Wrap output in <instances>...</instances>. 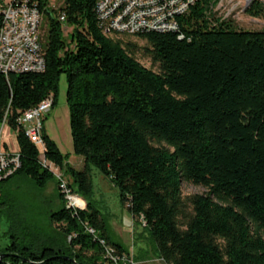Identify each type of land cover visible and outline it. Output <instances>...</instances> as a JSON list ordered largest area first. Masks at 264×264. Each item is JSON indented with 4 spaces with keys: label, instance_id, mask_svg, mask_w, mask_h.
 Returning <instances> with one entry per match:
<instances>
[{
    "label": "trees",
    "instance_id": "16d2710c",
    "mask_svg": "<svg viewBox=\"0 0 264 264\" xmlns=\"http://www.w3.org/2000/svg\"><path fill=\"white\" fill-rule=\"evenodd\" d=\"M95 2L60 0L55 10L39 0L43 70L0 76V111L9 109L19 159L0 179V220L8 223L0 264H97L100 239L127 253L108 240L90 203L65 208L52 172L16 126L44 97L54 106L61 74L71 150L83 167L66 163L43 129L42 158L74 195L72 185L90 192L93 166L148 231L162 264H264V30L235 28L214 16L217 0H198L176 18V31L133 35L153 72L133 58V43L101 33ZM244 13L258 18L264 5L253 0ZM16 176L39 189L55 184L58 207L43 221L19 220L4 188ZM181 182L205 189L187 198L188 212Z\"/></svg>",
    "mask_w": 264,
    "mask_h": 264
},
{
    "label": "built area",
    "instance_id": "2783aa9c",
    "mask_svg": "<svg viewBox=\"0 0 264 264\" xmlns=\"http://www.w3.org/2000/svg\"><path fill=\"white\" fill-rule=\"evenodd\" d=\"M39 0H0V76L9 74L40 72L44 61L38 42V28L42 16L36 8ZM198 0H96V25L103 35H135L143 32H173L177 29L176 18L187 11ZM251 1L245 0L244 5ZM59 21L63 20L62 15ZM48 95L35 106L20 112L16 126L28 141L38 149L42 166L53 174L58 190L68 209L82 210L85 205L74 195L56 168L42 158V120L51 110L52 102ZM8 107L0 111V179L11 176L19 167L18 153L8 149L2 138V131L8 127ZM9 128V127H8ZM11 130V129H10ZM15 135V131L11 130ZM92 234V230H86ZM102 248L97 264H136L130 253L118 252L99 240Z\"/></svg>",
    "mask_w": 264,
    "mask_h": 264
},
{
    "label": "rangeland",
    "instance_id": "374dc122",
    "mask_svg": "<svg viewBox=\"0 0 264 264\" xmlns=\"http://www.w3.org/2000/svg\"><path fill=\"white\" fill-rule=\"evenodd\" d=\"M253 1V0H250ZM264 5V0H255ZM46 6L52 9H58L60 0H46ZM245 0H217L213 8L215 17L229 20L235 28L245 30H264V14L258 18H253L244 13L246 7ZM70 31L69 27L62 25V34L65 40ZM45 32L44 20L38 28V42L41 44ZM120 39L122 42H130L136 46L133 52V58L144 68L156 72V67L151 66L148 59L143 56L142 48L146 46L145 42L133 35L111 36ZM65 77L59 76L57 82V97L53 110H50L42 120V129L45 134L56 144L66 163L73 166L78 171L82 170L80 162L82 158L72 154L71 141L69 135L68 109L65 103ZM2 138L7 144L8 149L16 151L14 135L10 128L5 127L2 131ZM88 176L91 189L88 194H84L72 185L75 195L83 201L90 203L97 212L102 221L106 234L112 243L120 245L124 250L130 251L138 257L139 252H143L147 258L144 264H162L158 263L156 251L150 239L148 231L142 227L141 223L134 222L126 210L124 204L119 200L117 190L106 179L103 178L97 170L88 165ZM67 180V179H66ZM56 181V180H55ZM4 188L16 198L17 216L19 220L24 219L27 222H41L44 218V212L58 207L54 202L55 184L48 182L44 189L36 188L32 181L23 176H16L9 180ZM16 188V189H14ZM205 189L200 186H193L184 182L180 184V196L185 204V210H190L187 205V198L193 195H201ZM8 223L4 219L0 220V247L7 244V235L4 234ZM132 256V254H131ZM136 264L139 262L132 256Z\"/></svg>",
    "mask_w": 264,
    "mask_h": 264
},
{
    "label": "crops",
    "instance_id": "0c3cea01",
    "mask_svg": "<svg viewBox=\"0 0 264 264\" xmlns=\"http://www.w3.org/2000/svg\"><path fill=\"white\" fill-rule=\"evenodd\" d=\"M51 110H53V113H54L55 108L53 109V107H52ZM57 148H58V147H57ZM58 150H59V148H58ZM59 152H60V151H59ZM78 162H80V166L83 167V162H82V161H78ZM72 167H73V166H72ZM74 169H75V168H74ZM107 180H108V179H107ZM82 201H83V200H82ZM83 203H84V205H85L86 202L83 201ZM106 236H107V234H106ZM107 238H108V236H107ZM108 240H109V238H108ZM109 241H110V240H109ZM110 242H111V241H110ZM124 251H126V252L132 254V256L134 255L135 259L139 262V264H144V263H146V261H147V258H146L145 254H144L143 252H139L138 257H136L135 254L131 253L130 251H127V250H124ZM157 261H158V263H161L160 260H157Z\"/></svg>",
    "mask_w": 264,
    "mask_h": 264
},
{
    "label": "water",
    "instance_id": "95a60500",
    "mask_svg": "<svg viewBox=\"0 0 264 264\" xmlns=\"http://www.w3.org/2000/svg\"><path fill=\"white\" fill-rule=\"evenodd\" d=\"M246 7H247V5H246ZM246 7H245V8H246Z\"/></svg>",
    "mask_w": 264,
    "mask_h": 264
}]
</instances>
